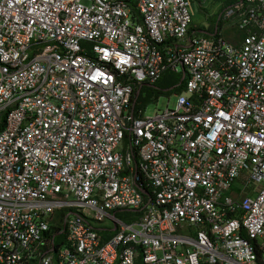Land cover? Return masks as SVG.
Segmentation results:
<instances>
[{
	"label": "built area",
	"instance_id": "built-area-1",
	"mask_svg": "<svg viewBox=\"0 0 264 264\" xmlns=\"http://www.w3.org/2000/svg\"><path fill=\"white\" fill-rule=\"evenodd\" d=\"M193 1L0 0V264H264V0Z\"/></svg>",
	"mask_w": 264,
	"mask_h": 264
},
{
	"label": "rangeland",
	"instance_id": "rangeland-1",
	"mask_svg": "<svg viewBox=\"0 0 264 264\" xmlns=\"http://www.w3.org/2000/svg\"><path fill=\"white\" fill-rule=\"evenodd\" d=\"M227 5L226 0H203V1H193L192 3V27L197 30L198 35H203L205 33H213L215 31V20L218 19L219 13ZM220 25L222 27V33L225 37H229L233 30L229 29L230 21H221ZM237 33V31L235 32ZM185 43V42H183ZM174 75H171L173 77ZM164 80H157L148 86L144 85L140 93V101L137 104V108H142L143 117H152L155 115L158 109H165L169 100L170 107H173L176 103V94L178 90L167 89L161 87ZM165 85V84H164ZM157 91V92H156ZM122 147L120 148V150ZM72 199V198H71ZM75 212L82 213V209L74 208ZM64 213L63 210H57L55 218L52 223H57L62 227L63 222L60 221V216ZM130 212H118L117 216L125 221L130 217ZM93 226L96 229L104 228L107 226L104 222H93ZM111 226V225H110Z\"/></svg>",
	"mask_w": 264,
	"mask_h": 264
},
{
	"label": "trees",
	"instance_id": "trees-1",
	"mask_svg": "<svg viewBox=\"0 0 264 264\" xmlns=\"http://www.w3.org/2000/svg\"><path fill=\"white\" fill-rule=\"evenodd\" d=\"M233 0H226V3H231ZM215 23L218 24L220 26V21L218 19L215 20ZM215 24V25H216ZM161 80V79H159ZM169 85H170V89H176V90H180L182 88V86L184 85V81L182 80V77L175 74L173 77H171V79L169 80ZM144 87V85L141 86V89L139 91V94L136 98V104H135V108L137 109V104H139V101H140V93H141V90L142 88ZM157 92V91H156ZM57 230H61V228H58ZM52 236V235H51ZM57 240V244H59V242H61L63 240V235L62 234H57L56 235V238ZM137 264H141V260L139 259L138 263Z\"/></svg>",
	"mask_w": 264,
	"mask_h": 264
},
{
	"label": "crops",
	"instance_id": "crops-1",
	"mask_svg": "<svg viewBox=\"0 0 264 264\" xmlns=\"http://www.w3.org/2000/svg\"><path fill=\"white\" fill-rule=\"evenodd\" d=\"M171 75H175V74L174 73H171V72H168V73L164 74L161 78H159V79H163L164 80L162 82L161 87H165L167 89H170L171 88L170 85H169V80L171 79ZM149 84H151V83H145L144 85L148 86Z\"/></svg>",
	"mask_w": 264,
	"mask_h": 264
},
{
	"label": "water",
	"instance_id": "water-1",
	"mask_svg": "<svg viewBox=\"0 0 264 264\" xmlns=\"http://www.w3.org/2000/svg\"><path fill=\"white\" fill-rule=\"evenodd\" d=\"M218 19H219V18H218ZM138 94H139V90H137V92H136V96H135L136 98H137Z\"/></svg>",
	"mask_w": 264,
	"mask_h": 264
}]
</instances>
